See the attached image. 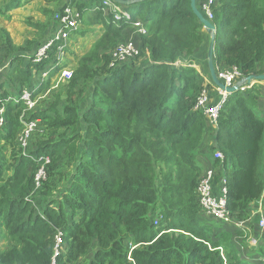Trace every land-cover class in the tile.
I'll return each instance as SVG.
<instances>
[{
    "label": "trees",
    "instance_id": "16d2710c",
    "mask_svg": "<svg viewBox=\"0 0 264 264\" xmlns=\"http://www.w3.org/2000/svg\"><path fill=\"white\" fill-rule=\"evenodd\" d=\"M25 1L6 0L0 12ZM44 1L48 21L36 23L46 27L42 38L20 46L3 35L0 63L9 65L3 73L8 79L0 74V142H13L23 129L19 116L25 105L6 98L24 88L35 87L34 94L49 89L57 69L37 89L33 76L56 62L55 48L40 62L32 58L55 30L54 15L68 3L74 6L81 18L78 32L85 34L95 28H83V23L90 26L85 17L95 5L103 32L77 59L54 101L27 115L41 122L30 138L31 148L36 147L31 153L50 157L39 188L34 182L39 162L16 151L7 158L0 144V239L6 243L0 247V264H224L218 247L227 264H261L251 262V256L240 258L238 249L256 234L259 219L248 237L234 225L203 221L196 193L204 170L197 157L210 135L214 144L208 151L223 154V160L213 162L222 167L215 172L214 194L224 177L234 220H248L260 198L264 212L261 86L229 94L212 127L193 109L201 77L192 63L204 32L190 0H145L126 6L131 20L117 23L111 15L102 16L101 0ZM205 1L196 0L201 11ZM211 7L212 22L219 27L216 69L236 66L241 77L264 73V0H215ZM136 20L146 27L145 33L134 34L139 54L109 68L112 49L136 32ZM89 82H94L92 102L80 112L79 98ZM64 157L73 162L69 173L59 167ZM38 198L43 207L34 213L31 201ZM214 222L223 228L215 230ZM56 236L61 244L55 255ZM236 237L241 239L235 244ZM256 238L255 251L264 256V230Z\"/></svg>",
    "mask_w": 264,
    "mask_h": 264
},
{
    "label": "built area",
    "instance_id": "2783aa9c",
    "mask_svg": "<svg viewBox=\"0 0 264 264\" xmlns=\"http://www.w3.org/2000/svg\"><path fill=\"white\" fill-rule=\"evenodd\" d=\"M215 0H207L203 5V9L205 12V16L210 21L213 19V11L212 5ZM102 10L107 8L110 15L113 17V21L119 20H131L130 13L113 0H101ZM54 20L56 21L55 30L53 31L51 37L47 39L35 52L32 61L34 63L40 62L41 60L48 58L49 51L55 48V58L54 63H50L42 72L40 76L41 82L48 77L50 72L55 71L56 77L63 81H68L72 77V71L65 66V61L67 57V47L68 42H70L71 35L75 34V32L80 28L81 18L79 16L76 8L69 3L63 7L62 11L57 12L54 16ZM133 26L136 28L138 33H145V28L142 26L140 21H134ZM139 54V48L136 43L132 40H127L125 42L118 43L116 47L111 51V59L109 62V68H113L115 66H119L122 63L126 62L131 57H134ZM9 62L5 64L0 63V74L5 72L6 67H8ZM217 77L221 82H223L226 86L233 85L236 83V80L241 77L240 71L236 66H232L228 69H216ZM258 82V81H257ZM257 82H251L250 84H244L240 87L239 90L243 91L247 88H250L253 84ZM35 87L33 89H22L19 95H9L6 99L7 101L20 102L22 101L25 105L24 111L20 116V121L23 125V129L20 133V140L23 145H25L26 141L30 140V136L35 130L38 120L37 119H28L26 112L30 110L34 106L33 95H34ZM215 91L217 94V99L211 101L209 92L207 88H203L198 94L196 101L194 103L193 109L196 111H200L206 117L208 124L217 127V119L220 115V112L228 99L229 93L220 87L215 86ZM3 112V109H0V113ZM4 123L3 117L0 116V128ZM216 158H223V154L220 152H216ZM39 165L42 167L36 172L34 176L35 188H39L42 183L46 180L47 172L45 165L50 161L49 158L40 157L38 160ZM215 176V170L213 168H206L203 170L202 175L197 184L196 193H197V201L200 205L202 212L217 220L221 221L225 224L234 225L237 228L245 230L246 227L244 221H237L232 218L231 212L227 207V197H226V186L225 180H222L223 185L221 184V188L219 194H214L213 189V181ZM258 210L254 209L252 212L256 214L259 218V227L261 230H264V214L262 209H260L259 205L257 206ZM247 228V227H246ZM61 244V237L56 236V244H55V255L58 253L57 248ZM251 244H256V240L252 239ZM221 250V248L219 247ZM221 256L226 262V258L222 253ZM264 262V259H263Z\"/></svg>",
    "mask_w": 264,
    "mask_h": 264
},
{
    "label": "rangeland",
    "instance_id": "374dc122",
    "mask_svg": "<svg viewBox=\"0 0 264 264\" xmlns=\"http://www.w3.org/2000/svg\"><path fill=\"white\" fill-rule=\"evenodd\" d=\"M4 1H6V0H0V10H2V7L4 6ZM45 6H47V3L44 0H26L23 3V5L20 7L11 9L5 13L0 12V57L5 55V48H4L5 46H4V40H3V35H5V34L10 37L11 41L15 45H20V46L25 45L28 40L39 39V38H42L44 36L45 31H46V27L40 28L38 25H36V23L45 24L48 21V15L44 14L42 11V8ZM52 7H53V5H52ZM124 8L127 10V7H124ZM96 9H97V6L94 5L93 10L90 9L89 12L86 14L85 20H88L90 22V26L83 23L84 30H89V28L92 26H95L96 28H94L93 31H90L89 33H86V34L81 33L79 35V38L75 37L70 42H68L67 57H66V59H68L67 68L72 71V74H73V66L76 65L77 59L81 58L85 54V52L88 49H90L92 42H94V39L96 38V36H98L99 34H101L103 32L102 24L100 23L101 21H99V22L96 21V16H97L96 15V13H97ZM102 16L103 17L110 16V13L108 12L107 8L102 10ZM122 20H124V19H122ZM122 20H119V21H122ZM119 21L117 20L116 22H119ZM137 21H140V20H137ZM141 24L144 28H146L142 22H141ZM135 30H136V28H135ZM135 33H137V31L136 32L132 31L129 34V36L125 39V41L132 40L135 42V40H134V34ZM125 41H122V42H125ZM34 42H39V41H34ZM69 49H70V51H69ZM177 65H180V63L177 62ZM10 66H11V64H10ZM7 72L8 71H7V67H6L5 73H7ZM3 76H4V74H3ZM3 79L4 78H0V80H3ZM7 79H8V77L6 76L5 80H7ZM45 80H47V79L45 78ZM33 82L36 83V89L40 84L42 85L40 77H38L36 74H34V76H33ZM48 83H49V89L44 90V91L39 92V93H35L33 95L34 106L30 110L27 111L26 115H28L32 112H35V111H39L41 109V107H44L43 109H45V107H48V105H50L54 101V97H55L56 93L58 92V90L63 86V84L67 83V81L66 80L63 81V80L59 79L58 76L56 77V75H53ZM87 85H88V89H86V91H84L80 95V98H79L78 105H79L80 112H83L84 109H86L90 105V103L92 102V93H93L92 89L94 86V82H89ZM6 88L9 91L13 90L12 87L11 86L8 87V85L4 86V89H6ZM262 95L264 96V91H262ZM41 101H45L44 105H41ZM23 111H24V109H22L20 116H21ZM20 116H19V119H20ZM40 123L41 122L39 121L35 130H33L31 136H33V133L36 130L40 131V127H41ZM42 128H43V126H42ZM20 133H21V131H19L17 133L13 142H10V141L6 142L4 140H2L0 142V144L4 143V148L2 150V154L4 156H6L7 158L11 157L13 155V153H15V151H16L19 154H22L23 157H26L30 161L38 160L40 157L50 158L47 154H45V155L32 154L31 151H35L36 147L32 146V148H31L30 140L28 141V143L26 141L25 145H23L22 141L20 140ZM41 167H42V165L38 164V167L36 168L34 176L36 175V172ZM59 167L62 169V171L64 173H69V171L73 167V162L69 161V159L67 157H64L61 159V161L59 163ZM34 179H35V177H34ZM61 183H63V181ZM259 202H260V200L252 203L251 211H254V209H255L254 207H257V204ZM31 207H32L34 213H41V209L43 207L42 200H39V198H38L37 200L31 201ZM257 218H259V217L255 216L253 221H251L250 218L248 220H246L245 223H246L247 228L244 227V229H246L245 233H246L247 237L249 234L253 235L252 231H251V228H252L251 224L254 222L256 223ZM210 220H213V218ZM210 220H208V221H210ZM212 222H209V223L211 224ZM213 228L215 230H219L220 228H223V227L218 225V223L214 222ZM2 231H3V229H2ZM242 236H243V234H242ZM1 237H9V236L6 234H2ZM241 237L234 238L235 244H236V242L239 243ZM128 244H131V242L129 240H128ZM5 245H6V243H5L4 239H0V247L3 248V247H5ZM257 245L258 244L251 245L250 247H252V249L249 247L247 249L248 250H250V249L254 250V248ZM58 249H60L59 246L57 248V251H58ZM254 252L255 253L253 255H257L258 252H256L255 250H254ZM239 253L244 255L243 258H248V255H247L248 252L243 250L242 248L240 249ZM259 256H261V255H259ZM260 258L261 257H257L256 260H259ZM261 260H260V262L263 263L262 258H261Z\"/></svg>",
    "mask_w": 264,
    "mask_h": 264
},
{
    "label": "crops",
    "instance_id": "0c3cea01",
    "mask_svg": "<svg viewBox=\"0 0 264 264\" xmlns=\"http://www.w3.org/2000/svg\"><path fill=\"white\" fill-rule=\"evenodd\" d=\"M206 2V1H205ZM204 2V3H205ZM203 3V4H204ZM197 5V4H196ZM214 5H216V3L214 4ZM122 6H124V5H122ZM124 7H126V6H124ZM199 9V8H198ZM92 10H93V8H92ZM200 10V9H199ZM201 11V10H200ZM202 13H203V15L205 16V12H204V9H203V7H202V11H201ZM206 17V16H205ZM207 18V17H206ZM209 20V19H208ZM213 20V19H212ZM212 20H211V22H212ZM210 21V20H209ZM115 22V21H114ZM115 23H117V22H115ZM213 24H214V22H212ZM215 25V27H216V31H217V29L219 28V27H217V25L216 24H214ZM96 28V27H95ZM80 29V28H79ZM79 29L75 32V34H73V35H71V38H70V41L73 39V38H79V35H80V33L78 32L79 31ZM202 30H203V32H204V41H203V43H202V45L200 46V48L198 49V51H197V60H195L194 61V63H192V66L193 67H195L196 69H197V71H198V73L200 74V77H201V83H200V85H201V90L203 89V88H207V90H208V92H209V95H210V99H211V101H214V100H216L217 99V94H216V91H215V84L212 82V80H211V78H210V75H209V72H208V66H207V51H208V46H209V39H210V37H209V35L204 31V29L202 28ZM87 33H89V32H87ZM86 34V33H85ZM215 36H216V34H215ZM97 37V36H96ZM96 39V38H95ZM95 39H94V41H95ZM92 44H93V42H92ZM69 51H70V49H69ZM213 56H214V51H213ZM68 62V59H66V61H65V66L67 67V63ZM216 68V67H215ZM263 74V73H262ZM242 77H240V78H238L237 80H236V82L237 81H239L240 79H241ZM260 86H261V88H262V91L264 90V80H259L258 82H257ZM200 90V91H201ZM262 91H261V94H260V98H259V101L261 100V106H260V111H263L264 112V96L262 95ZM226 103V102H225ZM225 105V104H224ZM224 107V106H223ZM223 109V108H222ZM211 126V125H210ZM213 127V126H212ZM214 139L213 138H211L210 137V135H207L206 137H205V142H204V145H203V150H202V153L197 157V165H199V167H204V170L206 169V168H213L214 170H215V172L216 171H219V172H221L222 171V167H221V164H217V165H213V162L214 161H216V151H208V149L207 148H209L211 145H213L214 143ZM218 159H220V158H218ZM220 160H223V158H221ZM226 178H224V177H222L221 178V181H220V183H217V184H215V185H218V187H219V189L221 188V184L223 185V183H222V180H225ZM213 185V184H212ZM213 189H214V185H213ZM260 200V202L257 204V206L259 205V207H260V209H263V207H262V198H260L259 199ZM255 208V207H254ZM256 209L258 210V207H256ZM253 212V211H252ZM261 212H263V210L261 211ZM201 213L204 215V218L202 217L201 218V220H203V221H208V220H210V219H212L211 217H209V216H207V215H205L202 211H201ZM263 214H264V212H263ZM255 216H256V214L255 213H253L251 216H250V219H251V221H253L254 220V218H255ZM212 221H216V220H212ZM246 222V221H245ZM229 225V224H228ZM245 225H246V223H245ZM250 226V225H249ZM258 226H259V221H258ZM247 227V226H246ZM259 233H260V235H261V230H260V227H259V229L256 231V236H259ZM252 236V237H250V238H248V245L246 246V247H242V246H239L238 245V249H239V252H240V249L242 248L243 250H245V251H247L248 253H253L254 252V250L255 249H257V247H253L254 248V250H251L252 249V247H250L252 244H251V240L252 239H255L256 240V244H258L259 245V238H256V236ZM251 248L250 250H248L247 248ZM221 248V250H222V253H223V255L225 256V258H226V262H224V260H223V263L224 264H227V259H228V257H226V255H225V253H224V250L222 249V247H220ZM218 249H219V247H218ZM220 250V249H219ZM221 250H220V255H221ZM240 254V253H239ZM248 255V257H250L251 256V262H253V263H256V262H260V260H261V258L262 259H264V256H259V255H262V254H259V253H257V255H253V254H247ZM244 255H242V254H240L239 255V257L241 258V257H243ZM222 257V256H221ZM257 257H261L259 260H256V258ZM223 259V258H222ZM262 261V260H261ZM261 263V262H260ZM261 264H264V262L263 263H261Z\"/></svg>",
    "mask_w": 264,
    "mask_h": 264
},
{
    "label": "water",
    "instance_id": "95a60500",
    "mask_svg": "<svg viewBox=\"0 0 264 264\" xmlns=\"http://www.w3.org/2000/svg\"><path fill=\"white\" fill-rule=\"evenodd\" d=\"M114 2L124 5V6H131L133 4L145 1V0H113ZM190 6L193 13L196 15L199 22L203 25L204 31L209 35L210 41L207 51V66L208 72L212 82L221 89L225 90L229 94L236 92L240 89V87L244 84H250L251 82H257L259 80H264V73L263 74H250L248 76L242 77L239 81L234 83L233 85L226 86L223 82L219 80L216 74V68L213 59V51H214V44H215V34H216V27L215 25L209 21L203 13L198 9L196 5V0H190Z\"/></svg>",
    "mask_w": 264,
    "mask_h": 264
},
{
    "label": "clouds",
    "instance_id": "9594fccd",
    "mask_svg": "<svg viewBox=\"0 0 264 264\" xmlns=\"http://www.w3.org/2000/svg\"><path fill=\"white\" fill-rule=\"evenodd\" d=\"M206 1H207V0H206ZM115 3H116V2H115ZM117 4H118V3H117ZM119 5H120V4H119ZM121 6H122V5H121ZM54 75H55V74H54ZM48 76H49V75H48ZM47 78H48V77H47ZM47 78H46V79H47ZM44 80H45V79H44ZM3 119H4V118H3ZM49 159H50V158H49ZM130 259H131V258H130Z\"/></svg>",
    "mask_w": 264,
    "mask_h": 264
}]
</instances>
